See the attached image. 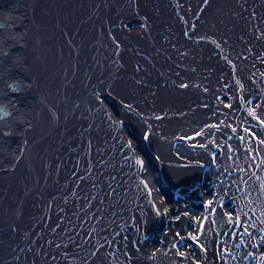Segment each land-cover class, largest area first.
<instances>
[{
	"label": "bare ground",
	"instance_id": "1",
	"mask_svg": "<svg viewBox=\"0 0 264 264\" xmlns=\"http://www.w3.org/2000/svg\"><path fill=\"white\" fill-rule=\"evenodd\" d=\"M0 18V93L44 84L27 129H54L33 161L0 121V264H264V0H0Z\"/></svg>",
	"mask_w": 264,
	"mask_h": 264
},
{
	"label": "flooded vegetation",
	"instance_id": "2",
	"mask_svg": "<svg viewBox=\"0 0 264 264\" xmlns=\"http://www.w3.org/2000/svg\"><path fill=\"white\" fill-rule=\"evenodd\" d=\"M20 79L22 80L21 83L24 85L22 87L23 88L22 92L18 93V92H13L12 90H10L8 86L9 83L7 81L3 85L4 91H2V93L0 94L4 102L3 105H6L12 112V115L9 117V123L12 125V127L16 129V132L18 133L17 139L19 140L21 137V141L29 145L28 148L34 149V154H33L34 160L33 161H38L42 159L41 148L43 150L44 146H49V144H52V142L50 141V137L54 135V129L48 128L47 130L43 132L39 131V128L37 130L36 129L28 130L27 124H30V125L34 124L36 128L37 126L41 125V121L38 122L37 114L39 113V109H40V112L43 111L44 113L43 103L40 97V89L42 91L45 87H44V84L43 85L41 84L40 86L35 85L33 89L31 90L32 92H30L27 89L26 81H24L23 78H20ZM26 105L29 108H25L26 109V112H25V109L23 107ZM46 118L48 120L50 119L47 115H46ZM0 141L4 142L2 141L1 138H0ZM37 147H39L38 152H36ZM48 154L49 153H47V156L44 157V159H49ZM37 157H40V158H37ZM6 159L8 160L9 158L6 157ZM25 162L28 167V163H27L29 162L28 158L27 160H25Z\"/></svg>",
	"mask_w": 264,
	"mask_h": 264
},
{
	"label": "water",
	"instance_id": "3",
	"mask_svg": "<svg viewBox=\"0 0 264 264\" xmlns=\"http://www.w3.org/2000/svg\"><path fill=\"white\" fill-rule=\"evenodd\" d=\"M5 28H7V23L2 18H0V29H5ZM22 86H23V84L21 82H18V81L11 82L10 85H9V87L12 89L13 92H18V93L22 91ZM80 91H81V88L78 89L77 94L75 95L76 97L78 96V94H81ZM63 100L64 99H62V101ZM52 114H53V112H52ZM66 114L67 113H65V115H64V120H66ZM11 115H12L11 110L6 105L0 104V121L9 118ZM59 120H61V119H59ZM5 134L8 135L7 133H5ZM58 139L61 140L62 143L65 146L68 145V141L69 140L67 138V134L66 133H63L62 135H59ZM66 154H68V152L65 151V153L63 154V156H66ZM63 170H66L65 165L63 166ZM70 177L67 180H64V183H62V181H60L61 184H59V185L62 188H59V185L57 187L60 190V192H61L60 194H61L62 203L59 206H56L54 208L55 209V212H53V215L56 218H58V216H60L59 219L61 221L63 220V218H65L64 216L67 214V208L69 207V204H70L68 200H70L72 202V196H69V194H70L69 191L71 189L69 191H67V188H66L67 185H68L67 183L70 180ZM45 180H47L50 183V180H51L50 176L48 177L47 174H46ZM21 181L23 183H25L24 177H22ZM78 186L79 185H77L75 189H78ZM35 192H36L35 190H31L29 192V196H33ZM79 198H81V197H79ZM52 199H54V196H52L51 199L44 200V202H43L44 205L41 204L43 206V210H42V213L40 214V216H42L43 220L45 219L44 222L46 224H44L45 226H43V228L45 230H47L46 233L44 234V238L45 239H46L49 231H51V232H56V231L60 232L58 230V228H59V225H60L61 222H57L56 223L55 219L51 218L50 209H51ZM22 205H21V207H22ZM35 210L30 209V212L34 214ZM38 218H39V216H37L35 218V220L29 226L32 231L36 229ZM50 221H51V224H50ZM63 233H65V231H63ZM22 234H23V232H21V229L20 228H19V230H15L14 232L9 233L10 237H12V239H14V240H19V239H22L23 240V238H27V237L24 236V234L22 236ZM35 238H37V237H35ZM35 238H33V239L35 240ZM15 246H17V248H12V249H17V252H18V249H19V252H18V254H14L15 252H13L12 254H14V255L11 254L13 256V258H16V256L20 255V253L22 252L20 250V248H19V243L18 244H15ZM9 250H10V248H9Z\"/></svg>",
	"mask_w": 264,
	"mask_h": 264
},
{
	"label": "rangeland",
	"instance_id": "4",
	"mask_svg": "<svg viewBox=\"0 0 264 264\" xmlns=\"http://www.w3.org/2000/svg\"><path fill=\"white\" fill-rule=\"evenodd\" d=\"M18 24H19V22L17 23V20L15 21V23L8 22V26H15V28H19V26L17 27ZM13 29H14V28H13ZM174 145L177 146V147H179V148H181V143L178 142V141H175V142H174ZM6 157H7V156H6ZM6 157H4V160L7 161ZM159 217H160V215H159ZM160 218H161V217H160Z\"/></svg>",
	"mask_w": 264,
	"mask_h": 264
}]
</instances>
